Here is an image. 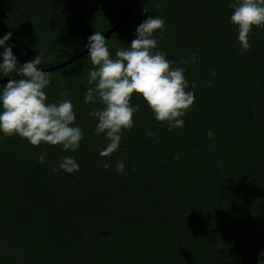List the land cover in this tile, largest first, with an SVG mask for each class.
<instances>
[{"label": "trees", "instance_id": "16d2710c", "mask_svg": "<svg viewBox=\"0 0 264 264\" xmlns=\"http://www.w3.org/2000/svg\"><path fill=\"white\" fill-rule=\"evenodd\" d=\"M230 2L136 0L106 39L109 50L130 43L146 17H161L157 46L185 67L195 100L184 126L169 131L134 93L133 127L110 157H100L107 140L95 134L89 112L101 105L83 99L90 58L46 69L83 51L95 30L105 35L132 0H0V37L11 32L20 64L45 54L49 100L70 99L83 129L74 152L0 134V264H257L264 250V27L253 28L241 53ZM20 78L0 73V87ZM65 155L76 158L78 171L58 169Z\"/></svg>", "mask_w": 264, "mask_h": 264}, {"label": "clouds", "instance_id": "9594fccd", "mask_svg": "<svg viewBox=\"0 0 264 264\" xmlns=\"http://www.w3.org/2000/svg\"><path fill=\"white\" fill-rule=\"evenodd\" d=\"M229 23L236 26L240 52L250 49L249 34L254 27H264V0H231ZM164 20L159 16L146 17L135 29L134 38L125 46L109 50L105 35L95 30L87 37L85 48L93 67L88 69L84 103H99L100 107L89 112L96 121L95 134H103L106 145L98 150L100 157H110L120 146L122 132L133 127V115L139 105L130 103L133 94H138L151 109L154 118L166 122L168 130L184 126L182 119L193 106L197 87L185 77V67L167 58L159 50L155 33L162 29ZM11 32L0 37V73L15 72L20 79H9L0 87V134L18 135L33 146L46 143L59 145L65 152L80 147L83 129L76 123V113L70 99L50 101L45 89L50 84V75L41 65L45 54L39 52L34 58L20 64L14 55ZM197 62L193 54L189 58ZM181 64L187 61H180ZM212 75H215L213 72ZM211 85L212 81H208ZM151 137L153 133L147 132ZM207 136L211 138L213 131ZM46 153L38 156L41 164ZM103 167L109 168L107 161ZM117 172H123L124 161L115 164ZM58 169L68 174L79 170L74 156H63ZM56 169H54L55 171ZM257 264H264L261 250Z\"/></svg>", "mask_w": 264, "mask_h": 264}, {"label": "water", "instance_id": "95a60500", "mask_svg": "<svg viewBox=\"0 0 264 264\" xmlns=\"http://www.w3.org/2000/svg\"><path fill=\"white\" fill-rule=\"evenodd\" d=\"M135 3H136V0H132V3L130 5L128 11L121 17V19L118 21V23L105 34V39H107L108 37H110L114 33V31L119 26H121V24L125 21V19L133 12V10L135 8ZM84 54H87V49L86 48L83 51H81L79 54H77L74 57H72L71 59H69L68 61H66V62H64L62 64H59V65L50 67V68H48L46 70L53 71V70H56V69L63 68L65 66H67L68 64L73 63L75 60H77L78 58L82 57Z\"/></svg>", "mask_w": 264, "mask_h": 264}]
</instances>
